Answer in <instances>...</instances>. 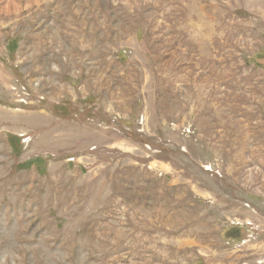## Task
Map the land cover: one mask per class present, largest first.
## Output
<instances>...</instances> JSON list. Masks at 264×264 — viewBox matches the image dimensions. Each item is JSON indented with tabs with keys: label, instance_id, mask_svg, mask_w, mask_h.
Wrapping results in <instances>:
<instances>
[{
	"label": "rangeland",
	"instance_id": "obj_1",
	"mask_svg": "<svg viewBox=\"0 0 264 264\" xmlns=\"http://www.w3.org/2000/svg\"><path fill=\"white\" fill-rule=\"evenodd\" d=\"M0 264H264V0H0Z\"/></svg>",
	"mask_w": 264,
	"mask_h": 264
}]
</instances>
